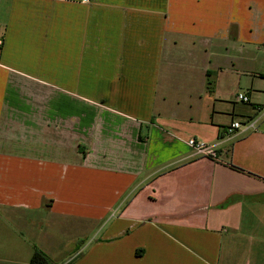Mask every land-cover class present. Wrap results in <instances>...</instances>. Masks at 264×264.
<instances>
[{
    "label": "crops",
    "instance_id": "crops-1",
    "mask_svg": "<svg viewBox=\"0 0 264 264\" xmlns=\"http://www.w3.org/2000/svg\"><path fill=\"white\" fill-rule=\"evenodd\" d=\"M0 37V264H264V0H0Z\"/></svg>",
    "mask_w": 264,
    "mask_h": 264
},
{
    "label": "built area",
    "instance_id": "built-area-1",
    "mask_svg": "<svg viewBox=\"0 0 264 264\" xmlns=\"http://www.w3.org/2000/svg\"><path fill=\"white\" fill-rule=\"evenodd\" d=\"M86 1V0H83ZM3 46V39L0 37V50ZM234 101L242 104H249V98L245 93H237L234 97ZM254 122L252 120H246L244 122L235 121L230 124L227 129V134H231L233 131H251L254 130ZM187 145L194 151L196 155L213 159L215 157V150L204 144L203 142L197 141L195 139H189Z\"/></svg>",
    "mask_w": 264,
    "mask_h": 264
},
{
    "label": "trees",
    "instance_id": "trees-1",
    "mask_svg": "<svg viewBox=\"0 0 264 264\" xmlns=\"http://www.w3.org/2000/svg\"><path fill=\"white\" fill-rule=\"evenodd\" d=\"M261 77L264 78L263 75ZM29 264H49V261L43 253L36 251L32 254Z\"/></svg>",
    "mask_w": 264,
    "mask_h": 264
},
{
    "label": "rangeland",
    "instance_id": "rangeland-1",
    "mask_svg": "<svg viewBox=\"0 0 264 264\" xmlns=\"http://www.w3.org/2000/svg\"><path fill=\"white\" fill-rule=\"evenodd\" d=\"M256 207H262L261 205H259V206H256Z\"/></svg>",
    "mask_w": 264,
    "mask_h": 264
}]
</instances>
